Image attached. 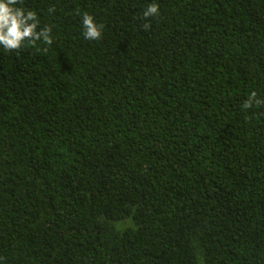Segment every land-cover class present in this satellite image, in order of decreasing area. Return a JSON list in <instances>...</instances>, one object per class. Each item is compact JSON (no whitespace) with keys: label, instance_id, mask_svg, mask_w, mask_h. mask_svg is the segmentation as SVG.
I'll return each instance as SVG.
<instances>
[{"label":"trees","instance_id":"trees-1","mask_svg":"<svg viewBox=\"0 0 264 264\" xmlns=\"http://www.w3.org/2000/svg\"><path fill=\"white\" fill-rule=\"evenodd\" d=\"M151 2L20 0L53 42L0 51V264H264V0Z\"/></svg>","mask_w":264,"mask_h":264},{"label":"clouds","instance_id":"clouds-1","mask_svg":"<svg viewBox=\"0 0 264 264\" xmlns=\"http://www.w3.org/2000/svg\"><path fill=\"white\" fill-rule=\"evenodd\" d=\"M53 9H49L52 12ZM80 33L85 41H98L102 35L103 25L98 23L88 11L76 13ZM160 15L159 5L153 0L142 10L145 19L144 29L150 27V18ZM53 26H41L37 12L21 6L20 0H0V51L17 52L21 48L42 42L50 45L53 42ZM264 105L255 91L247 95L241 110L258 109Z\"/></svg>","mask_w":264,"mask_h":264}]
</instances>
